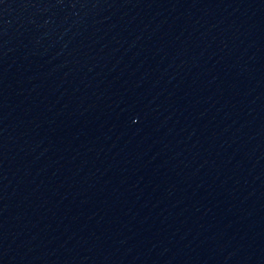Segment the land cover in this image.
Masks as SVG:
<instances>
[{
	"label": "water",
	"instance_id": "water-1",
	"mask_svg": "<svg viewBox=\"0 0 264 264\" xmlns=\"http://www.w3.org/2000/svg\"><path fill=\"white\" fill-rule=\"evenodd\" d=\"M0 264H264V0H0Z\"/></svg>",
	"mask_w": 264,
	"mask_h": 264
}]
</instances>
